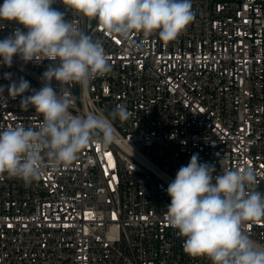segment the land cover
Instances as JSON below:
<instances>
[{
  "label": "built area",
  "instance_id": "2783aa9c",
  "mask_svg": "<svg viewBox=\"0 0 264 264\" xmlns=\"http://www.w3.org/2000/svg\"><path fill=\"white\" fill-rule=\"evenodd\" d=\"M191 3L193 21L165 43L142 34L123 41L56 0L66 20L103 43L112 66L87 88L67 86L70 112L107 116L125 105L131 116L113 121L115 143H92L30 185L0 174V264H211L186 254L166 221V189L179 168L194 154L215 166L214 175L247 166L264 192V0ZM16 28L27 31L0 21V40ZM51 63L14 57L10 68L0 65V101L21 77L39 90ZM20 100L0 103V130L42 121ZM244 230L264 245V218Z\"/></svg>",
  "mask_w": 264,
  "mask_h": 264
},
{
  "label": "clouds",
  "instance_id": "9594fccd",
  "mask_svg": "<svg viewBox=\"0 0 264 264\" xmlns=\"http://www.w3.org/2000/svg\"><path fill=\"white\" fill-rule=\"evenodd\" d=\"M72 15L97 21L108 34L128 41L133 34L162 42L175 41L194 19L191 0H61ZM56 0H3L0 21H16V28L0 40V65L11 67L13 58L52 63L42 74L43 86L31 89L24 78L7 88L10 98L21 97L20 108L35 110L42 121L36 127L17 124L0 130V174L30 185L46 167L59 170L71 165L90 144L116 142L113 121H126L125 105L105 116L102 112L73 115L72 96L65 90L79 84L87 88L112 66L103 43L88 35L78 23L65 19L53 7ZM5 79H11L5 74ZM53 80L57 86L53 87ZM31 91L30 95H24ZM4 88L0 87V96ZM194 154L181 166L166 191L171 202L165 214L168 225L178 230L184 252L207 257L211 264H264V245L245 232L248 222L264 218V192L257 190V173L247 166L225 167L216 174L214 165L199 163Z\"/></svg>",
  "mask_w": 264,
  "mask_h": 264
}]
</instances>
